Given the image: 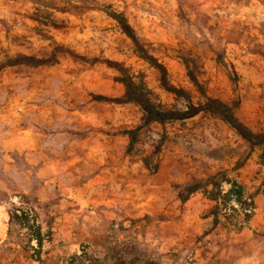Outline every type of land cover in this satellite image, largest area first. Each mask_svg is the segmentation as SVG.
I'll list each match as a JSON object with an SVG mask.
<instances>
[{
	"label": "rangeland",
	"instance_id": "374dc122",
	"mask_svg": "<svg viewBox=\"0 0 264 264\" xmlns=\"http://www.w3.org/2000/svg\"><path fill=\"white\" fill-rule=\"evenodd\" d=\"M117 13L127 17L142 49L123 32L112 16ZM137 51L163 64L168 83L187 91L195 105L220 99L251 131L264 134V0H0V140L15 125L31 126L39 135L43 122L50 141L57 133L51 124L56 119L77 124L83 119L79 112L92 110L94 118L127 121L140 134L142 151L154 153L147 152L143 160L152 173L171 140L191 153H238L240 165L245 163L254 145L241 135L231 141L211 116L163 127L143 125L139 106L108 100L125 90L117 82L120 71L106 62L110 59L123 62L136 76L144 74L161 108L188 106L189 100L168 91L161 70ZM20 56L42 62L11 64ZM88 131L58 132L79 137ZM259 149L264 160V146ZM20 179L8 172L0 176V264H117L116 259L127 264H264V208L257 211L250 194L244 207H232L239 211L220 206L228 223L207 226L198 236L197 258L190 253L164 258L153 248L147 225L143 240L131 234L122 244H113L104 228L94 239L93 228L81 225L73 230L79 240L68 239L64 233L72 227L55 224L53 217L40 221L38 209L50 217L54 203L41 204L34 194L19 191ZM22 211L29 222L11 220V213ZM248 216L257 222L244 229ZM31 225L43 234L39 251Z\"/></svg>",
	"mask_w": 264,
	"mask_h": 264
},
{
	"label": "crops",
	"instance_id": "0c3cea01",
	"mask_svg": "<svg viewBox=\"0 0 264 264\" xmlns=\"http://www.w3.org/2000/svg\"><path fill=\"white\" fill-rule=\"evenodd\" d=\"M129 103L133 102L116 104ZM78 115L83 119L77 124L57 119L51 123L57 133L50 141L44 132L48 124L43 122L39 135L31 126L15 125L0 140V176L8 172L17 180L22 178L16 185L19 191L34 194L41 204L54 203L50 217L38 209L40 221L47 223L43 220L53 217L55 224L72 227L64 233L68 239L79 240L73 230L81 225L93 228L94 239L104 228L113 244H122L131 234L136 241L143 240L147 225L153 248L164 258H176L178 254L187 257L188 253L197 258L195 246L201 243L196 242L198 236L207 226L228 223L219 213L221 205L239 211L233 208L244 207V198L250 194L256 210H263L264 160L259 147L264 144L254 145L240 165L238 153L223 157L213 150L210 156L191 153L171 140L161 153L157 171L152 173L143 161L148 151H142L140 134L128 127L127 121L106 123L103 117L94 118L92 110ZM202 115L218 120L231 134V141H239L237 130L219 116L200 112L183 120ZM176 121L145 124L142 110L140 124L163 127ZM69 128L89 131L79 137L58 132ZM256 222V216H248L243 228Z\"/></svg>",
	"mask_w": 264,
	"mask_h": 264
},
{
	"label": "trees",
	"instance_id": "16d2710c",
	"mask_svg": "<svg viewBox=\"0 0 264 264\" xmlns=\"http://www.w3.org/2000/svg\"><path fill=\"white\" fill-rule=\"evenodd\" d=\"M118 22L119 26L129 37L133 39L137 48L142 49L140 45V39L137 35L135 29L128 21L127 17L122 13H117L112 15ZM138 50V49H137ZM140 53V56L148 61L152 66L157 67L162 72V84L166 87V89L170 92H174L177 96L184 95L188 100L189 104L184 110L179 109H164L157 105L152 98V91L149 88L144 74L140 76H136L130 67H126L123 62L114 61V60H106L107 64L117 68L120 71V75L117 77V80L122 82L125 85V93L121 97H113L108 100L117 103H127L133 102L141 107L144 112V123L149 124L151 122L157 121L161 123L175 121V120H183L185 118L192 117L200 112L212 114L215 116H219L223 120L227 121L233 128L237 130V132L243 136L246 140H248L252 145H260L264 144V134L263 133H255L251 131L247 126H245L235 115L232 107L221 101L217 98H209L206 102L195 105L191 102L190 96L187 91L181 88H177L173 85H170L166 78V67L159 63L157 59L153 55H149L147 53ZM31 62L33 64H38L42 62L41 60H35L34 57L31 56H20L15 58L11 64L14 63H24ZM213 198H217L216 193H212ZM245 203V200H244ZM18 218L22 224H26L29 222V215L26 211H22L21 213H11V220L14 218ZM31 229L33 232V238L37 243L36 250H40V247L43 244V236L39 228L35 227V225H31ZM115 263L117 264H127L126 262H122L120 259H116ZM144 264V263H143Z\"/></svg>",
	"mask_w": 264,
	"mask_h": 264
},
{
	"label": "built area",
	"instance_id": "2783aa9c",
	"mask_svg": "<svg viewBox=\"0 0 264 264\" xmlns=\"http://www.w3.org/2000/svg\"><path fill=\"white\" fill-rule=\"evenodd\" d=\"M246 210H247L248 212H251L252 208H251V207H248Z\"/></svg>",
	"mask_w": 264,
	"mask_h": 264
}]
</instances>
